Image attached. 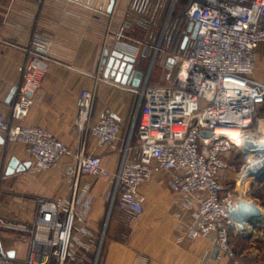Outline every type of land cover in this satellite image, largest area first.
Masks as SVG:
<instances>
[{
  "label": "built area",
  "instance_id": "1",
  "mask_svg": "<svg viewBox=\"0 0 264 264\" xmlns=\"http://www.w3.org/2000/svg\"><path fill=\"white\" fill-rule=\"evenodd\" d=\"M35 1L43 5L46 0ZM165 1L170 2V13L177 11L181 16L175 36L171 33L168 38L171 50H175L173 63L179 64L175 79L154 84L150 81L151 67L143 72L129 120L115 110L94 118L95 91L83 89L80 93L73 130L90 131L98 147L116 151L127 125V139L120 150L122 162L116 171L103 164L101 155L76 151L47 127L23 123L49 70L44 54L47 41L31 40L10 113L6 116L0 110V136L5 144L27 146L37 174L57 169L65 160L62 173L72 184L65 197H38L30 223L6 222L0 217V264L89 263L100 240L88 223L95 195L89 185L79 184L81 176L110 179L105 197L111 206L138 215L144 210L140 187L158 170L176 194L172 215L177 221V241L205 238L211 242L212 252L218 250L217 258L235 256L229 239L230 209L238 201L226 191L221 175L236 147L246 164L250 154L263 155L246 152L243 141L248 136L243 135L254 127L259 131L264 114V83L253 78L257 48L264 44V0ZM135 23L137 27L148 26L143 18L135 19ZM190 23L198 25L196 37L182 49ZM126 29L122 23L113 49L137 61L147 46L141 39L127 37ZM229 127L241 132L238 141L222 133ZM203 130L211 136L203 137ZM136 148L138 156L130 158ZM5 230L26 246L23 258L4 247ZM11 251L13 257L8 255Z\"/></svg>",
  "mask_w": 264,
  "mask_h": 264
},
{
  "label": "crops",
  "instance_id": "2",
  "mask_svg": "<svg viewBox=\"0 0 264 264\" xmlns=\"http://www.w3.org/2000/svg\"><path fill=\"white\" fill-rule=\"evenodd\" d=\"M110 2L46 0L43 5H38L35 0H0V110L6 116L10 113L14 94L11 99L9 96L20 82V69L27 59L26 50L31 40L47 41L44 54L49 61V70L23 123L47 127L76 151L101 155L103 164L116 171L122 162L120 150L127 139V125H124L116 151L98 147L90 131L72 129L83 89L95 91L94 118L107 110H115L129 120L137 101V88L104 77L101 60L106 49L113 50L122 23L127 26V37L134 39L135 19L148 13L150 7L145 5L149 0H116L113 12L108 11ZM138 38L141 37L135 39ZM253 78L264 83V44L257 48ZM263 124L264 114L260 126ZM260 126L258 133L250 132L257 140L264 137ZM137 156L136 148L130 158ZM255 156L264 159V156ZM13 159L18 160V165L10 172ZM32 161L25 144L0 142V217L6 222H32L38 197H65L71 188V181L62 178L65 160H61L59 168L39 174L33 170ZM242 161L244 154L239 151V163ZM28 162L29 167L20 169ZM247 164L242 176L239 172V200L256 203L264 213V173L246 175L245 170L250 166ZM86 180L88 182L82 186L89 185L97 196L88 214V223L98 234L105 215V195L110 179L91 177ZM140 194L144 198L141 214L121 211L115 204L113 213L110 209L101 264H264V216L255 225L247 224L244 231L231 226L236 228L239 248L230 240L235 256L217 258L211 242L205 238L177 241V221L172 215L176 194L161 170L140 187ZM6 235L4 238L9 239L11 234ZM3 245L6 249H14L17 257L25 256V245L17 242ZM18 250H23L22 255Z\"/></svg>",
  "mask_w": 264,
  "mask_h": 264
},
{
  "label": "rangeland",
  "instance_id": "3",
  "mask_svg": "<svg viewBox=\"0 0 264 264\" xmlns=\"http://www.w3.org/2000/svg\"><path fill=\"white\" fill-rule=\"evenodd\" d=\"M169 9H170L169 1L154 0L150 5L148 13L146 14L144 13L143 17H141L147 23L148 26H146V28L143 26L140 27L138 26L137 29L132 30L134 39L137 37H141L140 39L147 46V48L144 47L141 50V52L144 51L143 54H145L146 57L148 58L147 59L148 68L151 67L153 72V70L157 67V69H155V71L153 72V77H152V72L150 77V81L154 84H168L169 80L175 79L176 73L178 72L179 69L178 63L176 64L169 62L170 58H174L175 50L174 51L171 50L170 40L168 38L170 37L171 33L173 34V36H175L176 34L175 27L177 26L176 23L181 18V16L177 11L170 13ZM151 46H153L154 48L160 47V50L150 48ZM260 129H261L260 130L261 133L264 132V124L260 126ZM249 132L258 133L257 127L250 129ZM134 140H136V138H134L133 141ZM227 160L229 165L222 172L221 178L226 188V191L231 193L234 199H236L239 202V176H240L239 172L241 173L242 166L246 164L243 161L239 163V147L234 148L230 152ZM245 174H246V170H245ZM91 177L92 176L89 175H82L79 184L83 185V183H87L88 181L86 179ZM62 178H65L64 175H62ZM94 197H95L94 201H92L90 205V211L93 209L97 201V196ZM105 203H106L105 215L103 217V220L101 221V225L99 229L100 232L97 234L98 241L100 240L99 246L96 247L94 254L90 255L89 257L90 262L86 264H101L102 262L104 248H105V241H106L105 235L107 234V230L110 225V219L108 218L107 221V217L109 215L110 209L113 213L115 206V205L111 206V200L106 199V197H105ZM230 228L231 229H229L230 231L229 239L232 241V243L233 242L237 243L236 245L239 248V240H237L238 237L236 236L237 235L236 228L233 227ZM6 234L8 235L11 234L9 239L4 238V235L7 237ZM2 236L4 240L3 243L6 246L11 244L13 245V243L15 242L18 243V241H16L17 239L16 236L11 231H6V230L3 231ZM19 248L22 249V247ZM22 253L23 250H18L19 255H22Z\"/></svg>",
  "mask_w": 264,
  "mask_h": 264
},
{
  "label": "water",
  "instance_id": "4",
  "mask_svg": "<svg viewBox=\"0 0 264 264\" xmlns=\"http://www.w3.org/2000/svg\"><path fill=\"white\" fill-rule=\"evenodd\" d=\"M116 0H111L108 11L113 12ZM198 25L190 23L187 29L189 33L183 38L181 48L185 49L190 40L196 37ZM170 63L174 62L173 58H170ZM137 61L136 59L123 54L122 52L113 49L112 51L106 49L101 60V70L106 79L119 83L121 85H132L135 88H138L141 84L143 78V71L136 69ZM171 65V64H170ZM15 88L12 89L9 99L12 98L15 93ZM203 137L211 136V133L208 130L202 131ZM0 142L4 143L3 137L0 136ZM243 148L246 152L249 153H260L264 155V143L259 142L257 139L248 136L243 141ZM18 160L13 159L10 164V172H13L17 168ZM30 163H25L20 166V169L29 167ZM261 173H264V167L259 169L257 172L253 173L252 176H258ZM264 216L262 209L254 202L248 201L245 199H240L239 202L231 207L230 209V220L231 226L240 229V231L245 230V226L255 225L261 220ZM250 237V236H249ZM218 250L215 251L214 256L216 257ZM9 256L13 257L14 252L11 251L8 253Z\"/></svg>",
  "mask_w": 264,
  "mask_h": 264
},
{
  "label": "bare ground",
  "instance_id": "5",
  "mask_svg": "<svg viewBox=\"0 0 264 264\" xmlns=\"http://www.w3.org/2000/svg\"><path fill=\"white\" fill-rule=\"evenodd\" d=\"M222 133H224L226 135H231L234 139H237V138H239V136H241V132L236 127L226 128L222 131ZM243 136L246 137V136H251V135H250V133H245ZM238 140L239 139H237V141ZM258 141L261 143H264V137L259 138ZM252 155L253 154H250L248 156V162H247L248 164L247 165H250V166L246 169V175H248L250 173L253 174V173L257 172L259 169H261L262 167H264V163L261 164L262 162H264V159L261 160V159H259L260 157L257 158L256 156H252ZM261 156H264V155H261ZM254 170H256V171H254ZM252 171H254V172H252Z\"/></svg>",
  "mask_w": 264,
  "mask_h": 264
},
{
  "label": "trees",
  "instance_id": "6",
  "mask_svg": "<svg viewBox=\"0 0 264 264\" xmlns=\"http://www.w3.org/2000/svg\"><path fill=\"white\" fill-rule=\"evenodd\" d=\"M143 52H141V55L139 56V58L137 60V69H139L143 72H146L148 69V66H147V61H148L147 59L148 58L146 57L145 54H143ZM155 69H157V67ZM155 69L153 70V72L155 71ZM153 72H152V77H153Z\"/></svg>",
  "mask_w": 264,
  "mask_h": 264
}]
</instances>
